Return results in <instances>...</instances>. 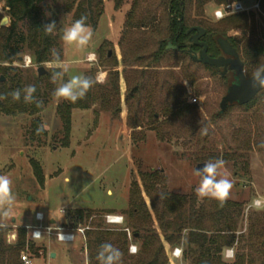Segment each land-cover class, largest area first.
<instances>
[{
    "label": "trees",
    "instance_id": "1",
    "mask_svg": "<svg viewBox=\"0 0 264 264\" xmlns=\"http://www.w3.org/2000/svg\"><path fill=\"white\" fill-rule=\"evenodd\" d=\"M3 3L8 25L0 26V94L7 95L0 100V112L7 115L32 116L30 120V134L39 137L44 130L37 133L40 128L39 113L43 106L52 98L56 87L51 80L55 68H50L44 74L29 76L28 73L12 62L21 57L23 52L30 54L33 63H48L52 61L53 49L62 52L58 42L61 32L59 16L71 14L70 24L82 16L87 17V25L95 30L98 19L103 13V0H0ZM115 9H118L124 0H112ZM130 8L126 13L123 34L118 40L121 48V61L124 65L122 72L126 79V69L131 68L132 81L128 82L125 103L127 104V125L132 129L148 128L158 140L177 141L182 135L183 127L178 121L190 119L191 133L199 128L196 120L197 106L188 101L187 88L176 78L177 68L185 78L191 81L196 79L193 66L203 67L214 75L222 88L224 95L227 87L234 79V72L230 69L222 74L221 67L206 65L191 58V53L200 49L189 39L196 32L195 27H202L205 32L199 40L207 46V54L217 57L222 51L217 38H225L238 52L243 62L245 76H251L256 69L264 65V17L260 23L253 19V15L245 13L231 14L217 19L208 20L204 16V9L208 3L216 5L241 0H129ZM260 11L264 15V0L258 2ZM27 20V29L18 28V23ZM56 21L54 35H46L43 25ZM229 30H239L240 34L229 35ZM129 43V52L123 50V42ZM170 42L175 48L167 47ZM100 61L107 72V80L103 84L97 83L87 93L85 98L70 103L60 100L56 104V113L62 124L63 144H67L70 131V113L72 109H85L99 104L101 109L111 114L119 112V102L113 103L118 93V70L116 57L105 53ZM37 73V72H36ZM85 75L94 77V70L85 71ZM127 80V79H126ZM128 81V80H127ZM29 84L36 86L35 101L25 103L23 98L13 100L10 93L16 89H23ZM200 93L199 88L194 89ZM159 92V98L155 93ZM264 93L260 90L245 104H227L226 109L220 113L219 109L212 114V118H220L226 110L238 107L243 110L250 109L257 104ZM134 102L135 104L131 103ZM143 102L144 107H138ZM39 104V106H38ZM264 118V114L260 113ZM200 125V131L203 130ZM235 134L246 132L236 128ZM208 132L198 134L196 140V162H207L216 158L226 157L209 150L206 145ZM234 148L241 145L249 147L245 138L232 136ZM141 140L142 136L133 137L132 140ZM228 157L234 160L241 152H230ZM34 174L38 176L39 166L30 160ZM139 180L142 190L149 199L152 214L148 209L142 190L136 179L130 181L128 189V208L124 211L125 225L131 230L128 239L126 230L112 228L104 225L100 215L107 210L85 208H72L69 216L72 220L86 226L83 233L84 243L81 250L85 253L87 264H98L96 260L100 245L104 242L112 243L123 253L121 264H168V257L164 243L170 247L181 246L182 260L190 264H252L250 253L237 254L232 262L223 259L225 247L233 245L236 231V222L242 212V203L226 200L223 204L215 199H203L198 202L194 193H175L166 189L165 176L159 170L139 171ZM99 216L98 218H96ZM156 222L154 227L153 219ZM262 219V218H261ZM262 227L254 235L250 244V252L257 256L256 264H264V220ZM9 230L0 226V264H24L20 259V251L27 247L31 253H37L43 246H37L34 240L27 239V230L17 227L16 240L7 243L5 234ZM252 233V232H251ZM249 234V239L252 234ZM133 242L139 248L136 255L128 252L129 243Z\"/></svg>",
    "mask_w": 264,
    "mask_h": 264
},
{
    "label": "rangeland",
    "instance_id": "2",
    "mask_svg": "<svg viewBox=\"0 0 264 264\" xmlns=\"http://www.w3.org/2000/svg\"><path fill=\"white\" fill-rule=\"evenodd\" d=\"M49 1L43 0L42 3L48 4ZM256 1L241 0L245 6H251ZM216 7L217 5L213 3L205 6L204 16L208 20L216 21L212 17V11ZM129 8V0H124L118 9L114 8L112 0H103V13L95 30H92L93 37L88 47L82 50L63 43L61 37L64 28L70 25L71 14L59 16L61 32L58 42L62 59L71 65L65 80L71 75L84 74L85 71L93 69L94 78L103 84L107 80V72L100 62L101 55L110 52L109 56L116 57L115 68L119 73L118 93L113 99V103L116 100L119 102L118 113L111 114L110 111L101 109L98 103L85 109H72L68 142L64 145L62 124L56 113V104L60 100L55 97L43 106L38 115L40 126L44 127L45 132L39 137H32L30 134L32 116L7 115L0 112V175H7L12 179L16 195L13 214L7 219H0V225L9 228L5 240L7 243L14 242L17 227L37 223L34 221L35 211H40L45 218L49 216L55 218L57 227L84 226L71 219L68 212L72 208L109 211L100 215L104 225L126 229L127 237L130 239L131 230L124 228L126 219L124 211L128 208L130 181L136 179L141 187L139 171L159 170L165 176L167 190L195 194V188L199 184V177L196 176L194 169L197 163L195 153L199 146L196 140L198 134L205 133L204 130L207 129L208 149L220 155L226 154V157L222 158L226 162L225 168L221 171L233 181L228 200L242 203V212L236 222L234 243L230 247H225L232 249V257H225L224 253L222 257L225 261L232 262L235 255L250 253L254 259L252 264H256L257 256L250 252V244L254 241L255 233L262 227L260 221L264 220V209H255L251 207V203L258 198H264V118L260 115L264 114V93L257 104L247 111L232 107L226 110L222 117L212 118V114L219 109V102L223 96L217 75L206 68L193 66L191 70H194L192 72L196 79L191 81L175 68L176 78L188 90V101L190 98H196L195 102H189L197 106L196 120L199 128L191 133L190 119L178 121L177 124L182 125L183 132L177 141L173 139L171 142L158 140L156 133L148 128H137L132 134V129L127 125L125 94L128 82L132 81L131 68L137 66L127 67L125 72L127 81L123 76L124 65L121 61V48L118 45ZM238 13H245L250 17L253 15L257 23L264 17L260 8ZM4 16L7 17L0 1V20ZM8 22L7 17L3 25H8ZM27 26V20L18 23L19 29L25 30ZM228 34L231 36L240 34V31L229 30ZM122 46L127 54L130 49L129 43L124 40ZM89 53L95 54L92 60L88 59ZM27 57L30 58V64L25 65L24 61L16 59L12 65L26 71L31 77L37 75L36 68L39 66L45 71L55 68L51 62L33 63L27 52L21 54L22 60ZM101 74L104 75L103 79H100ZM197 88L200 93L194 91ZM155 96L159 98L162 95L156 92ZM131 103L135 104L132 100ZM138 107H144L143 102H140ZM201 124L204 125L202 131ZM236 128L244 129L246 132L235 134ZM136 135L138 137L143 135V139L133 141L132 138ZM236 135L240 139L245 138L249 147L240 144L238 149L234 148L232 136ZM234 150L236 153H242L237 160L228 157ZM30 160H34L39 166L38 176L34 174ZM142 196L152 214L149 199L143 190ZM197 200L201 201L198 198ZM106 214L121 215L123 223L119 225L106 223ZM153 223L156 227L154 219ZM250 233L252 235L249 239ZM33 242L35 243L33 251H36L37 246L43 248L38 249L37 253H31L27 247L20 251V255L28 256L30 264H87L85 253L81 250L84 243L81 233L76 232L75 240L69 242L58 241L54 235L44 236ZM165 246L168 257L169 249L172 247ZM52 253L56 256H51ZM181 256L174 258L172 262L168 260V264H190L188 260H182Z\"/></svg>",
    "mask_w": 264,
    "mask_h": 264
},
{
    "label": "clouds",
    "instance_id": "3",
    "mask_svg": "<svg viewBox=\"0 0 264 264\" xmlns=\"http://www.w3.org/2000/svg\"><path fill=\"white\" fill-rule=\"evenodd\" d=\"M86 21L87 17L82 16L64 28L61 39L65 45L75 46L81 50L88 47L93 37V32ZM43 30L46 35H54L56 21L53 20L43 25ZM51 56V63L55 65L56 69L51 74L52 82L57 85L52 93L56 99L74 104L85 98L90 89L101 82L85 74L71 75L65 80V76L69 73L71 65L64 61L61 58V53L55 49L51 51ZM94 57V53L88 54L89 60H92ZM251 86L253 88H264V65L259 66L252 74ZM35 93L36 86L29 84L23 89L14 90L10 95L13 100L19 101L23 98L25 103H33L36 102ZM6 98L7 95L0 94V100ZM43 130L44 127L41 126L37 129V133L39 134ZM204 132L206 134L207 129ZM225 164L226 162L222 158H216L215 160H208L203 164L202 168L196 169L195 174L199 177V184L195 188V194L198 199H215L223 204L230 197L233 181L221 171L225 168ZM15 203L16 195L13 191L12 179L7 175H0V219H7L13 214ZM251 207L264 209V198L252 201ZM109 222L113 223L114 221ZM118 223H123V217L119 219ZM138 252V246L134 244L130 245L129 254L136 255ZM122 257L123 253L119 248L115 247L112 243L104 242L100 245L96 260L98 264H121Z\"/></svg>",
    "mask_w": 264,
    "mask_h": 264
},
{
    "label": "water",
    "instance_id": "4",
    "mask_svg": "<svg viewBox=\"0 0 264 264\" xmlns=\"http://www.w3.org/2000/svg\"><path fill=\"white\" fill-rule=\"evenodd\" d=\"M7 21V17L4 16L0 20V25H3ZM196 32L190 37V41L199 46L200 49L196 53H191V58L195 61L205 63L206 65L221 67L222 74H224L227 69L234 72V79L229 84L226 89L225 94L221 97L219 102V112L222 113L227 104L237 103L245 104L251 100L260 90L264 88H253L251 86V76H245L243 69V62L241 61L238 52L231 46V44L225 38H217V43L222 51V54L217 57H211L207 54V46L204 41L199 40L204 34L205 30L202 27H195ZM167 47L175 48L167 42ZM110 52H108V55ZM18 60H22L18 57ZM37 75L40 76L46 71L42 66L36 68ZM3 76H0V82L3 81ZM205 162H198L195 165V170L203 167ZM53 253L51 254V256Z\"/></svg>",
    "mask_w": 264,
    "mask_h": 264
},
{
    "label": "built area",
    "instance_id": "5",
    "mask_svg": "<svg viewBox=\"0 0 264 264\" xmlns=\"http://www.w3.org/2000/svg\"><path fill=\"white\" fill-rule=\"evenodd\" d=\"M259 0L254 2L251 6H245L242 4L241 1H233V2H228L224 4H219L217 7L212 11V17L217 20L220 18H223L224 16L230 14V13H238V12H248L251 10L259 9L258 5ZM25 65L30 64V58H24L23 60ZM190 102H195L196 98H190ZM35 219L38 221L36 225H31V226H25L24 228L27 230V235L28 238L31 240H39L43 236H49V235H54L56 240L62 241V242H69L75 240V233H81L83 237V233L85 232L84 229L86 226H81L78 225L76 227H70V228H65L61 226H55L51 223L44 222L43 223V214H41L40 211L35 212L34 214ZM121 215L117 214H106L105 216V222L111 225H119L121 223H118L119 219L121 218ZM109 221H114L113 223H110ZM126 230V229H125ZM127 231V230H126ZM133 245V244H130ZM128 246V251L129 247ZM181 248L178 246L172 247L169 249L168 252V260L169 262H172L174 258H178L181 256ZM225 257H232V249L227 248L224 251ZM20 259L23 261L24 264H30V259L26 254H21Z\"/></svg>",
    "mask_w": 264,
    "mask_h": 264
},
{
    "label": "crops",
    "instance_id": "6",
    "mask_svg": "<svg viewBox=\"0 0 264 264\" xmlns=\"http://www.w3.org/2000/svg\"><path fill=\"white\" fill-rule=\"evenodd\" d=\"M103 77H104V75L101 74V75H100V79H103ZM35 212H37V211H35ZM35 212H34V214H35ZM43 217H44V215H43ZM34 221L38 223V221L35 219V217H34ZM44 222L51 223V224H53V225H55V226H56V224H57V220H56L55 218L51 217V216H49L48 218H45V217H44V219H43V223H44ZM37 223H35V224H27V225L31 226V225H36ZM25 226H26V225H25ZM58 226H59V225H58ZM43 238H44V236H43ZM165 245H167V244H165ZM165 245H164V247H167V246H165ZM165 249H166V248H165ZM48 252H50V251H48ZM52 256H56V254L53 253Z\"/></svg>",
    "mask_w": 264,
    "mask_h": 264
}]
</instances>
